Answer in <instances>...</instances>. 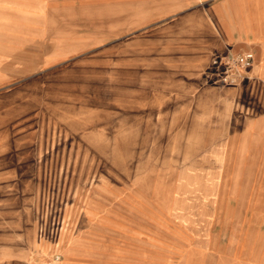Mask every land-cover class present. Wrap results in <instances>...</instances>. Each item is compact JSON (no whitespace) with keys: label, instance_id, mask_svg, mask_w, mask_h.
<instances>
[{"label":"rangeland","instance_id":"1","mask_svg":"<svg viewBox=\"0 0 264 264\" xmlns=\"http://www.w3.org/2000/svg\"><path fill=\"white\" fill-rule=\"evenodd\" d=\"M157 1L0 0V264L91 214L136 264H264V175L219 150L246 111Z\"/></svg>","mask_w":264,"mask_h":264},{"label":"crops","instance_id":"2","mask_svg":"<svg viewBox=\"0 0 264 264\" xmlns=\"http://www.w3.org/2000/svg\"><path fill=\"white\" fill-rule=\"evenodd\" d=\"M171 4V10L154 12L184 15L182 20L191 31L188 45L195 47L196 54L207 55L208 64H211L214 55L229 49L252 50L255 53L253 78L237 86H228L234 88L224 92L234 95L236 104L246 111L244 128L226 133L219 143V150L220 156L226 159L225 162L237 159L236 172L264 175V0H172ZM199 20L202 26L196 25ZM208 20L218 27L217 32ZM224 93L221 92L222 95ZM229 108L227 118L230 125L239 123L233 119L237 115ZM253 189L256 191L252 204L264 205V182L260 181V185ZM87 217L92 225L75 234L64 249L60 263L136 264L139 261L132 255V241L117 231L110 233L98 230L93 223L95 215ZM115 227H121L125 231L128 229L127 226L118 224ZM30 255L26 262L43 264L50 257V252L36 250ZM140 263L142 264V260Z\"/></svg>","mask_w":264,"mask_h":264},{"label":"built area","instance_id":"3","mask_svg":"<svg viewBox=\"0 0 264 264\" xmlns=\"http://www.w3.org/2000/svg\"><path fill=\"white\" fill-rule=\"evenodd\" d=\"M255 61V53L252 50L233 51L229 49L213 56L212 74L218 82L224 85L237 86L253 78ZM61 260L62 254L55 252L49 264H59Z\"/></svg>","mask_w":264,"mask_h":264}]
</instances>
